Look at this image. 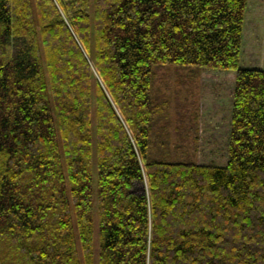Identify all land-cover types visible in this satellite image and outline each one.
<instances>
[{
  "label": "trees",
  "instance_id": "trees-1",
  "mask_svg": "<svg viewBox=\"0 0 264 264\" xmlns=\"http://www.w3.org/2000/svg\"><path fill=\"white\" fill-rule=\"evenodd\" d=\"M246 6L0 0V264H264V70L240 66ZM171 65L232 89L225 165L159 159L154 85Z\"/></svg>",
  "mask_w": 264,
  "mask_h": 264
},
{
  "label": "rangeland",
  "instance_id": "rangeland-1",
  "mask_svg": "<svg viewBox=\"0 0 264 264\" xmlns=\"http://www.w3.org/2000/svg\"><path fill=\"white\" fill-rule=\"evenodd\" d=\"M240 66L264 70V0H247ZM169 67L159 69L154 85L158 102L161 105L164 101L168 102L155 120L159 135L165 133L170 140L167 150L162 145L158 146L156 153L166 157L159 159L187 157L201 164L225 165L230 138L232 89L217 93L212 87L208 88L206 73L196 67ZM217 100L222 104L221 118L218 117L220 107H217ZM140 187L148 191V181ZM96 189L95 183L97 195ZM98 232L97 227V237Z\"/></svg>",
  "mask_w": 264,
  "mask_h": 264
}]
</instances>
